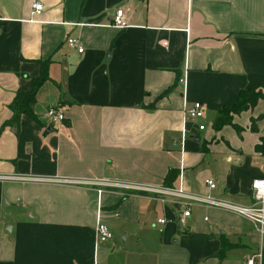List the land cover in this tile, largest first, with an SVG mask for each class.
I'll return each mask as SVG.
<instances>
[{
  "label": "crops",
  "instance_id": "crops-1",
  "mask_svg": "<svg viewBox=\"0 0 264 264\" xmlns=\"http://www.w3.org/2000/svg\"><path fill=\"white\" fill-rule=\"evenodd\" d=\"M33 1L0 0V264H244L260 241L239 216L71 181L251 204V182L264 179V98L233 117L239 132L212 124L264 83V0H39L38 16ZM120 8L124 29L111 25ZM42 63L35 118L8 124V105L30 91ZM195 102L203 117L184 119ZM49 107L65 120L49 123ZM170 170L176 178L164 186ZM98 215L113 234L107 244L96 242ZM160 218L170 221L162 233ZM225 242L233 247L220 255Z\"/></svg>",
  "mask_w": 264,
  "mask_h": 264
},
{
  "label": "built area",
  "instance_id": "built-area-1",
  "mask_svg": "<svg viewBox=\"0 0 264 264\" xmlns=\"http://www.w3.org/2000/svg\"><path fill=\"white\" fill-rule=\"evenodd\" d=\"M43 11V5L39 0H34L31 5L32 15L38 16ZM111 25L116 29H124L127 27V23L124 19L123 9H117L112 18ZM66 46L70 49L76 50L78 53L83 52L79 41L76 38H68L66 40ZM47 121L51 124H60L65 120L64 114L57 107H49L45 114ZM203 117L202 105L199 102L193 103L189 108L184 110V119L186 120H199ZM204 126H198V130H203ZM7 179V177L0 175V180ZM72 184L82 186L97 187L99 192L102 189H126L137 192H144L154 195H165L171 198L184 199L193 203L205 205L217 210H221L236 216H239L254 225L255 232L260 241L259 248L255 254L249 257L244 264H262L263 261V249H264V179H255L251 182V197L252 203L249 205L237 204L234 202L217 199L204 195L189 194L183 188H167V187H153L142 184H129V183H117L108 180H73ZM205 185L209 189H214L216 186L212 180H206ZM191 217V208L189 205L184 206L180 215L176 218L178 226L185 227L187 221ZM170 222L166 218H160L157 220L158 232L162 233L166 224ZM96 242L99 244H107L113 240V234L108 226L100 220L98 215L97 223L95 226Z\"/></svg>",
  "mask_w": 264,
  "mask_h": 264
},
{
  "label": "trees",
  "instance_id": "trees-1",
  "mask_svg": "<svg viewBox=\"0 0 264 264\" xmlns=\"http://www.w3.org/2000/svg\"><path fill=\"white\" fill-rule=\"evenodd\" d=\"M41 72L38 78L32 80L30 91L25 93H17L8 108L11 112V117L8 124L15 125L19 116L25 115L30 118H35L32 112V105L35 102V96L44 81L47 80L46 65L41 64ZM264 98V83L257 85L253 88L242 90L236 99L234 105L230 107L221 108L213 121L212 127L215 131L220 130L224 126H232L239 132V128L233 123V117L240 115L249 109H252L258 101ZM253 127V125H252ZM176 171L170 170L164 179V186H170L171 182L176 178ZM233 246L225 242L222 246L220 255L231 249Z\"/></svg>",
  "mask_w": 264,
  "mask_h": 264
},
{
  "label": "water",
  "instance_id": "water-1",
  "mask_svg": "<svg viewBox=\"0 0 264 264\" xmlns=\"http://www.w3.org/2000/svg\"><path fill=\"white\" fill-rule=\"evenodd\" d=\"M53 131L52 128H47V130L44 133V136L48 135L49 133H51Z\"/></svg>",
  "mask_w": 264,
  "mask_h": 264
},
{
  "label": "rangeland",
  "instance_id": "rangeland-1",
  "mask_svg": "<svg viewBox=\"0 0 264 264\" xmlns=\"http://www.w3.org/2000/svg\"><path fill=\"white\" fill-rule=\"evenodd\" d=\"M119 243H121V241H119ZM120 246H121V244H120Z\"/></svg>",
  "mask_w": 264,
  "mask_h": 264
}]
</instances>
